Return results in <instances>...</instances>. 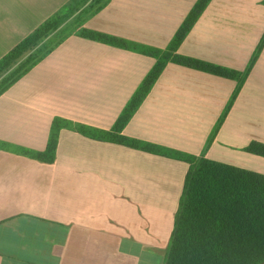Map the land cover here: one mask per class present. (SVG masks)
I'll return each instance as SVG.
<instances>
[{"label":"crops","instance_id":"0c3cea01","mask_svg":"<svg viewBox=\"0 0 264 264\" xmlns=\"http://www.w3.org/2000/svg\"><path fill=\"white\" fill-rule=\"evenodd\" d=\"M75 0H0V58ZM197 0H108L82 21L165 49ZM263 0H210L178 53L244 70ZM155 60L71 33L0 94V140L42 151L54 118L110 130ZM232 79L168 62L122 134L264 174V46ZM245 150V151H244ZM188 163L60 129L53 162L0 150V264H164Z\"/></svg>","mask_w":264,"mask_h":264},{"label":"trees","instance_id":"16d2710c","mask_svg":"<svg viewBox=\"0 0 264 264\" xmlns=\"http://www.w3.org/2000/svg\"><path fill=\"white\" fill-rule=\"evenodd\" d=\"M209 1L195 2L165 49L129 42L95 30L82 29L79 34L85 38L131 49L151 56L155 60L112 128L100 130L56 117L51 123L44 150H32L3 140H0V150L26 155L42 162H53L60 129L67 127L88 137L183 160L188 163V170L174 216L164 264H264V174L214 161L203 155L195 156L152 142L127 137L121 133L124 125L139 107L168 62L236 80L235 90L218 124L220 125L223 121L222 118L228 113L264 46V33L246 69L242 72L178 53L179 45ZM107 2L108 0L103 1L94 12L101 9ZM61 22L58 11L0 58V94L64 39L63 37L50 45L48 42L45 47L43 45L42 49L28 54L15 68L2 76V73L18 62L24 52L36 47L50 32L56 30ZM213 130L217 131L218 127L215 126ZM211 139V137L208 139L209 143ZM245 150L264 157L262 142L252 141Z\"/></svg>","mask_w":264,"mask_h":264},{"label":"rangeland","instance_id":"374dc122","mask_svg":"<svg viewBox=\"0 0 264 264\" xmlns=\"http://www.w3.org/2000/svg\"><path fill=\"white\" fill-rule=\"evenodd\" d=\"M103 1H105V0H86L85 2H82L81 0H75L73 3H71V4L67 5L66 7L62 8L59 11V17L62 19V22L59 25V27L56 30L50 32L45 38H43L37 44L36 47H34L31 50H27L26 52H24L22 54V56L18 59V62H16L14 65H12V67H10L5 73H2V76L6 75L9 71H11L13 68H15L20 61L24 60L27 57L28 54L34 53L35 51L42 49L43 45L45 47L48 42H50L49 43V45H50L51 43H55L57 40H60L61 38L66 37L67 35H69L71 33H80V31L82 30L80 25H81L82 21L84 20V18L87 17L88 15L92 14L100 6V4ZM244 70H240V72H242ZM247 77H248V75H247ZM234 81L236 82V80H234ZM236 85H237V82H236ZM234 90H235V88H234ZM234 90H233V92H234ZM230 98H231V96H230ZM230 98L228 99V101L230 100ZM228 101H227V103H228ZM225 107L222 110V113L220 114L218 119L216 120L215 125L213 126V129L215 128V126L218 127V129H219L221 124L219 125L218 123H219V120H220L221 116H223ZM223 119L224 118H222V120ZM213 129L210 131V134H209L210 136L208 137V139L210 137L213 138L214 135L216 134L217 131H215ZM207 142H208V140L206 141L204 149H206V147H208L207 146L208 145ZM246 152L248 154H250V156H254L253 153H250L248 151H246Z\"/></svg>","mask_w":264,"mask_h":264}]
</instances>
